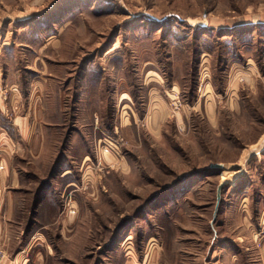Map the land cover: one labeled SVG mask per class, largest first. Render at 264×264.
Masks as SVG:
<instances>
[{
	"label": "rangeland",
	"instance_id": "rangeland-1",
	"mask_svg": "<svg viewBox=\"0 0 264 264\" xmlns=\"http://www.w3.org/2000/svg\"><path fill=\"white\" fill-rule=\"evenodd\" d=\"M0 145L26 264H264V0H0Z\"/></svg>",
	"mask_w": 264,
	"mask_h": 264
},
{
	"label": "crops",
	"instance_id": "crops-1",
	"mask_svg": "<svg viewBox=\"0 0 264 264\" xmlns=\"http://www.w3.org/2000/svg\"><path fill=\"white\" fill-rule=\"evenodd\" d=\"M0 150H4L2 145H0ZM0 166L2 167L0 170V239L5 241L7 250L12 255L10 249L12 242L26 237L25 231L15 230V225L19 224L18 215L22 213L19 206L21 196L18 191H14L12 188L20 182V176L13 169L15 165L12 158H3L0 161ZM25 246L27 247L23 251L20 249L14 250L15 252L13 251L12 255L14 259L5 260L3 264H14V262L16 264H26L32 243ZM38 259L39 257L36 256V262L39 261Z\"/></svg>",
	"mask_w": 264,
	"mask_h": 264
},
{
	"label": "water",
	"instance_id": "water-1",
	"mask_svg": "<svg viewBox=\"0 0 264 264\" xmlns=\"http://www.w3.org/2000/svg\"><path fill=\"white\" fill-rule=\"evenodd\" d=\"M223 164L221 163H216V164H212L211 168H216V169H223ZM228 185V180L227 179H223L217 186L216 189V203H215V209H214V213H213V218H212V222L211 225L213 226V223L216 219V216L218 214V210H219V206H220V202H221V198H222V190L224 189L225 186Z\"/></svg>",
	"mask_w": 264,
	"mask_h": 264
}]
</instances>
